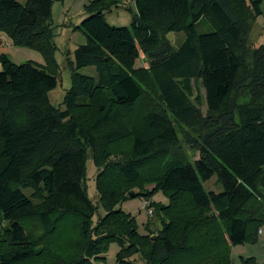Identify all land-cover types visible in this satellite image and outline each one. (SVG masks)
Segmentation results:
<instances>
[{
  "label": "trees",
  "instance_id": "obj_1",
  "mask_svg": "<svg viewBox=\"0 0 264 264\" xmlns=\"http://www.w3.org/2000/svg\"><path fill=\"white\" fill-rule=\"evenodd\" d=\"M264 0H133L129 27L106 14L119 0H95L74 30L71 88L60 110L52 0H0V35L37 51L44 65L0 54V264H232V248L256 241L264 224V44L246 38ZM184 34L174 49L167 35ZM2 44L0 36V46ZM149 60L139 67L140 56ZM94 67L96 78L77 71ZM205 91L206 115L194 105ZM190 131L186 143L175 123ZM89 153L106 213L88 196ZM213 177L222 191L207 192ZM150 187V189H148ZM29 190L26 194L24 191ZM150 205L163 229L141 236L117 207L129 194ZM243 264H258L254 259Z\"/></svg>",
  "mask_w": 264,
  "mask_h": 264
},
{
  "label": "rangeland",
  "instance_id": "obj_2",
  "mask_svg": "<svg viewBox=\"0 0 264 264\" xmlns=\"http://www.w3.org/2000/svg\"><path fill=\"white\" fill-rule=\"evenodd\" d=\"M24 1L25 0H20L22 4ZM92 1L95 0H52L51 23L54 30H56L55 44L57 52L55 57L59 67V75L57 77V87L48 93V97L51 104L60 110L64 109L63 100L67 91L71 88L70 64L73 60V52L79 45L85 43L84 35L74 29L79 26L86 17L84 9ZM262 11V16L251 22L250 33L246 38L248 45L252 48L264 44V1L262 4ZM130 12H134L133 0H119V6L112 9L110 13H107L105 18L107 23L112 27H129L132 22V14ZM0 36L2 40L0 54H5L12 63L21 65L30 62L37 65H44V58L37 51L26 47L15 46L5 33H2ZM166 38L170 45L174 49H177L184 41L185 37L183 33H170ZM138 66L145 68L149 66V60L143 54L140 56ZM77 72L83 76L96 78V70L94 67H84ZM193 90L192 102L205 116L207 112L205 91L200 81H193ZM175 126L180 139V146L175 152L184 155L190 161L197 160L199 158L198 152L191 148V146L186 143L185 139L187 133H190V131L177 123H175ZM86 168L88 196L98 207L97 214L94 217V222H97V220L104 217L106 213L99 204V196L96 187V178L99 170L94 165L90 153ZM203 185L207 192L213 191L219 193L222 191L220 185L217 183L216 177H213ZM148 189H150V187ZM24 192L28 194L30 191L25 190ZM146 201L149 203L154 202L161 207L168 206L170 202L168 197L158 192L149 200L135 196L134 198L126 199L120 203L117 208L124 214L134 218L138 227V233L141 236H154L163 229V224L160 216L155 214L152 207V216H149L146 210L143 209V203ZM260 231L261 233L258 234L256 241L248 240L244 245L232 248L230 253L232 264H243L242 261L248 259H254L258 264H264V224L260 227ZM120 249L121 246L117 242H112L107 252L104 254L106 259L105 263L94 264H118L116 256ZM129 262H131V264H145L139 255L133 256Z\"/></svg>",
  "mask_w": 264,
  "mask_h": 264
},
{
  "label": "built area",
  "instance_id": "obj_3",
  "mask_svg": "<svg viewBox=\"0 0 264 264\" xmlns=\"http://www.w3.org/2000/svg\"><path fill=\"white\" fill-rule=\"evenodd\" d=\"M143 209L146 210V212H147V214H148L149 216H152V208H151L149 202L146 201L145 203H143ZM259 233H261V231H260Z\"/></svg>",
  "mask_w": 264,
  "mask_h": 264
},
{
  "label": "water",
  "instance_id": "obj_4",
  "mask_svg": "<svg viewBox=\"0 0 264 264\" xmlns=\"http://www.w3.org/2000/svg\"><path fill=\"white\" fill-rule=\"evenodd\" d=\"M134 194L133 193H131V194H129V198H134Z\"/></svg>",
  "mask_w": 264,
  "mask_h": 264
}]
</instances>
